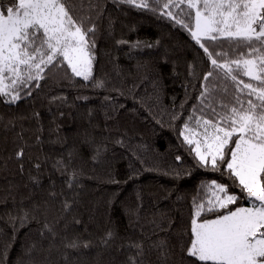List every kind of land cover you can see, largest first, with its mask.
Wrapping results in <instances>:
<instances>
[{
	"label": "trees",
	"instance_id": "obj_1",
	"mask_svg": "<svg viewBox=\"0 0 264 264\" xmlns=\"http://www.w3.org/2000/svg\"><path fill=\"white\" fill-rule=\"evenodd\" d=\"M147 2L142 9L69 0L77 19L96 28L94 79L64 65L48 71L40 87L30 85V96L24 89L10 103L0 95V264H128L129 257L163 264L159 241L166 264H190L182 246L194 201L210 195L206 185L216 181L244 195L223 166L199 165L180 136L189 117L200 115L194 106L202 84L231 105V80L212 70L188 29L162 15L168 0ZM202 42L214 52L235 47ZM73 240L78 247L66 246ZM137 243L142 256L131 247Z\"/></svg>",
	"mask_w": 264,
	"mask_h": 264
},
{
	"label": "snow or ice",
	"instance_id": "obj_2",
	"mask_svg": "<svg viewBox=\"0 0 264 264\" xmlns=\"http://www.w3.org/2000/svg\"><path fill=\"white\" fill-rule=\"evenodd\" d=\"M119 2L149 7L147 0ZM163 8L167 11L162 15L188 29L212 70L222 72L223 79H230L235 88L229 105L216 100L215 86L210 89L207 83L202 84L197 97L200 105L194 106L199 107L200 115L194 113L189 119H195L203 131L186 134L189 125L185 123L180 136L189 146L195 144L191 151L199 165L217 171L223 166L244 194L231 193L229 186L216 181L206 185L210 195L200 203L194 201L182 251L191 258L190 264H264V0H168ZM172 9H178L188 21L194 19V25L177 18ZM95 31L94 24L86 27L77 19L69 0H0V95L10 97V103L19 100L24 89L30 96V85L40 87L48 71L64 65L75 77L94 79L95 43L91 38ZM202 39L227 41L235 47L230 52H214ZM232 53H237L235 58ZM220 57H224L223 63ZM213 71L205 74V81ZM74 182V178L69 181ZM241 200L249 206H239ZM25 219L21 218V223ZM111 238L109 232L104 244ZM66 246L79 245L73 240ZM131 247L137 249L136 256L143 255L142 245ZM154 247L166 264L165 242ZM128 264L141 262L129 257Z\"/></svg>",
	"mask_w": 264,
	"mask_h": 264
},
{
	"label": "rangeland",
	"instance_id": "obj_3",
	"mask_svg": "<svg viewBox=\"0 0 264 264\" xmlns=\"http://www.w3.org/2000/svg\"><path fill=\"white\" fill-rule=\"evenodd\" d=\"M193 25H194V21H193ZM188 125H189V132L186 134H190L192 132H202L203 131V129H201L197 126L195 119L191 123H189ZM183 131H184V128H183ZM193 146L195 147V144H193ZM247 206H249V205H247Z\"/></svg>",
	"mask_w": 264,
	"mask_h": 264
}]
</instances>
